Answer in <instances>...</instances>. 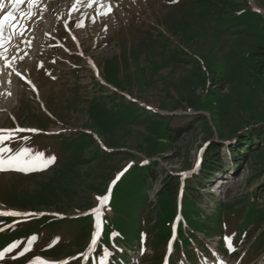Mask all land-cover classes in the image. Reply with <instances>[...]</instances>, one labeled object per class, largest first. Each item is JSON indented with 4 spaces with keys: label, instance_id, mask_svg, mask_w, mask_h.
Wrapping results in <instances>:
<instances>
[{
    "label": "rangeland",
    "instance_id": "1",
    "mask_svg": "<svg viewBox=\"0 0 264 264\" xmlns=\"http://www.w3.org/2000/svg\"><path fill=\"white\" fill-rule=\"evenodd\" d=\"M70 3L53 2L56 23L29 25L41 45L23 43L30 54L8 48L20 54V75L33 68L31 84L16 76L5 89L0 74V93L11 92L0 95V129L40 130L20 133L31 141L13 149L57 158L44 171L0 173V211L42 214L0 217V251L20 245L0 264H83L92 210L110 186L105 231L87 264H99L103 248L109 264H165L166 255L177 264L182 253L203 264L200 251L215 261L208 249L225 237L240 244L236 262L264 264V0H111L112 13L95 24L87 0L78 11ZM212 143L220 170L189 203L186 184L197 181ZM228 148L243 151L240 166ZM33 235V250L13 259ZM57 237L60 247L45 250Z\"/></svg>",
    "mask_w": 264,
    "mask_h": 264
},
{
    "label": "snow or ice",
    "instance_id": "2",
    "mask_svg": "<svg viewBox=\"0 0 264 264\" xmlns=\"http://www.w3.org/2000/svg\"><path fill=\"white\" fill-rule=\"evenodd\" d=\"M173 3H177L178 0H172ZM9 5L12 8V11L6 12L4 15L0 16V60L4 63L0 65V69L3 67H7L15 71L14 64L17 59V56H13L11 60H9L7 54L6 44L11 41H15L18 37H24L25 33L28 32L29 25L33 17L37 15V9L40 12L46 11V7L41 8L40 5L43 3V0H8ZM77 5L84 4L85 0H76ZM135 3V0H133ZM26 4V8H21L22 5ZM88 8L95 7V15L91 17V22L95 24L98 18L107 17L113 11V5L111 4V0H87L85 4ZM4 8V0H0V10ZM19 10L20 15L17 17L16 13ZM78 7L74 8L73 11H78ZM67 27V25H65ZM77 28H84L85 24L83 20H81L78 24H76ZM105 31L106 26H105ZM34 39V37H33ZM21 43H26L30 48L32 41L31 40H22ZM19 47L18 45L16 46ZM27 55V53H25ZM23 56H19V59L23 60ZM55 62V61H53ZM42 66V65H41ZM11 75V73H9ZM20 75V73H17ZM27 83L31 84L30 80L24 78ZM9 85H11V80H9ZM33 90L35 91V86L32 85ZM0 95L10 96L11 92L7 91L5 93H0ZM3 111V109H0ZM15 120V118L13 117ZM40 130L38 129H26L20 127L18 124L15 128L9 129H0V173L3 172H18L23 173L25 175L37 172L44 171L50 165L54 164L56 161L55 156L45 157L44 153L36 152L31 148L22 147L19 150L13 149L10 142H16L18 140L27 141L30 139L29 136H19L20 133H36L38 134ZM127 171V169H125ZM120 175H123L121 173ZM187 175V174H184ZM115 183V181L113 182ZM101 199V204L99 207L92 210V215L95 217V231L93 233V239L90 243L89 249L87 253H81L80 256L84 257V264H87L88 259L91 257V254L96 252L98 245L101 240V234L103 231V224L105 221L102 220L104 215L103 209L107 205V203L111 199V186L109 192L106 196ZM42 215L40 213H21L19 211H0V217L10 216V217H27V216H39ZM3 229H0L2 231ZM118 234H112V236H116ZM39 239L38 236L33 235L25 247L18 252L13 259H19L20 257L26 255L28 252L33 250L34 244ZM231 237H225V242L227 244L229 251H235L234 247L231 244ZM60 238L57 237L56 240L48 246L45 250H48L55 246V244L59 243ZM19 244H13L12 246L6 248L3 251H0V261H3L8 253L13 252L16 248H18ZM143 254V249L141 250ZM102 255L98 257L99 264H109V257L111 256V252L107 248L102 249ZM29 264H70L68 259L56 261V260H46L42 257H35L33 260L29 262Z\"/></svg>",
    "mask_w": 264,
    "mask_h": 264
},
{
    "label": "trees",
    "instance_id": "3",
    "mask_svg": "<svg viewBox=\"0 0 264 264\" xmlns=\"http://www.w3.org/2000/svg\"><path fill=\"white\" fill-rule=\"evenodd\" d=\"M262 67L264 68V64L262 65ZM256 138L258 136H260V133H256L255 134ZM262 138V136H261ZM263 139V138H262ZM230 149V148H228ZM220 152V148L218 147V145H216L215 143H212L207 149H205V151L203 152V169L202 172L199 174V177L197 178V181H192V183H187L186 184V195L185 192L183 194V199H186L187 202L190 203V201L192 200L193 203L199 201L198 195L196 193V190L198 189L199 185H202L203 183H201L202 181H209L212 176L215 174V172H218L219 169V165H220V160L218 159V155ZM229 152L233 155L234 157V164L235 167L240 166V164L244 161L242 158V154H239L240 152L243 153V151L240 149L239 151H233V149H230ZM173 183V184H172ZM170 186L176 187L177 186V180L175 179V182H170L169 183ZM188 195V196H187ZM187 245V244H186ZM179 247V243L177 245V248L175 249V253L178 252L177 249ZM235 247V246H233ZM226 252H231V251H226ZM177 257L178 253H177ZM180 259V257L178 258Z\"/></svg>",
    "mask_w": 264,
    "mask_h": 264
},
{
    "label": "bare ground",
    "instance_id": "4",
    "mask_svg": "<svg viewBox=\"0 0 264 264\" xmlns=\"http://www.w3.org/2000/svg\"><path fill=\"white\" fill-rule=\"evenodd\" d=\"M61 1H68V2H71L69 5H71L72 4V2H75V0H61ZM55 3H57V2H55ZM57 5V4H56ZM56 5H54L53 4V1L52 2H48V0H47V2H46V0H44V2L40 5V7L41 8H44V7H46V11H43V14H44V12L45 13H47V15L45 14V15H41V17H43L46 21H50V20H52V21H54V23H56V20L57 21H59V20H61L60 19V17H59V8H57V6ZM64 6V5H63ZM68 8H69V6H68ZM61 9V8H60ZM67 12V11H66ZM42 19V18H41ZM35 21H32V24L31 25H33V23H34ZM39 22H40V20H39ZM53 23V22H52ZM46 24V23H45ZM58 24V23H57ZM55 25V24H54ZM61 25V24H60ZM46 26V25H45ZM42 25H39V26H36V28L35 29H42ZM58 29V28H57ZM44 30V29H43ZM47 30H48V28H47ZM39 32V31H38ZM37 33V32H36ZM53 33V32H52ZM35 33L33 32V31H31V30H28V33H25V38L24 39H18L17 41H15L14 43H21V41L22 40H25V39H27V40H31L32 41V45H33V48H36V46L37 45H39L37 42L35 43V42H33V37L34 38H36L35 36L36 35H34ZM39 35V34H38ZM40 35H42V39L43 38H45V37H47V36H50V34L48 35L47 34V32H46V30L44 31V32H41V34ZM39 35V36H40ZM60 36V35H59ZM38 37V36H37ZM53 37V36H52ZM41 39V40H42ZM55 40V39H54ZM58 41V40H57ZM22 44V43H21ZM39 46H41V45H39ZM25 47V46H24ZM22 51V53H23V55L25 54V53H28V54H30L31 52H32V50H30L29 48H20ZM21 53V54H22ZM20 55V54H19ZM32 55V54H31ZM8 57H9V60H11V55H8ZM19 58V57H18ZM25 61H27V60H24V62H23V64L24 63H26ZM47 61V60H46ZM3 61L2 60H0V65H3ZM28 67H30V65H27V66H22V70H24L25 72H26V74L25 73H23L24 75H17V73H18V69L17 68H15V71H13L12 69H9V68H7V67H3L2 69H0V74H2V76H4V77H6L5 79H3V83H4V86H5V89H6V87L9 85V80H11V83H12V81H13V79H14V77H16V76H20V79L23 81H25L26 82V80L24 79V78H26L27 80H29V78H27V76L26 75H28L27 73H28V71H29V69L27 70V68ZM46 69V68H45ZM34 72V71H33ZM9 73H11V75H9ZM12 75H13V77H12ZM18 82V81H17ZM27 86V85H26ZM22 87V86H21ZM10 88V87H9ZM37 88V87H36ZM12 89H14V88H12ZM14 93H16L15 91H13ZM4 93V92H3ZM19 93V92H18ZM31 97V96H30ZM12 115V114H11Z\"/></svg>",
    "mask_w": 264,
    "mask_h": 264
}]
</instances>
